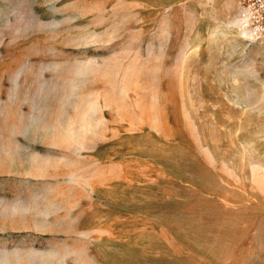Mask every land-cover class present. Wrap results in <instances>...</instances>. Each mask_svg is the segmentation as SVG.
Wrapping results in <instances>:
<instances>
[{"label": "rangeland", "instance_id": "1", "mask_svg": "<svg viewBox=\"0 0 264 264\" xmlns=\"http://www.w3.org/2000/svg\"><path fill=\"white\" fill-rule=\"evenodd\" d=\"M0 264H264L240 0H0Z\"/></svg>", "mask_w": 264, "mask_h": 264}, {"label": "built area", "instance_id": "2", "mask_svg": "<svg viewBox=\"0 0 264 264\" xmlns=\"http://www.w3.org/2000/svg\"><path fill=\"white\" fill-rule=\"evenodd\" d=\"M249 15L250 27L257 38L264 39V0H240Z\"/></svg>", "mask_w": 264, "mask_h": 264}, {"label": "bare ground", "instance_id": "3", "mask_svg": "<svg viewBox=\"0 0 264 264\" xmlns=\"http://www.w3.org/2000/svg\"><path fill=\"white\" fill-rule=\"evenodd\" d=\"M246 29V28H245ZM245 32V31H244Z\"/></svg>", "mask_w": 264, "mask_h": 264}]
</instances>
